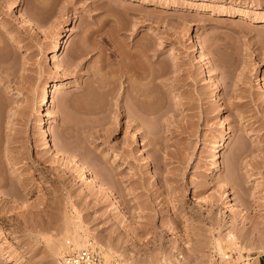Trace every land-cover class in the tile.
Instances as JSON below:
<instances>
[{
	"label": "rangeland",
	"instance_id": "rangeland-1",
	"mask_svg": "<svg viewBox=\"0 0 264 264\" xmlns=\"http://www.w3.org/2000/svg\"><path fill=\"white\" fill-rule=\"evenodd\" d=\"M76 217L109 264L264 252V0H0V264H57Z\"/></svg>",
	"mask_w": 264,
	"mask_h": 264
},
{
	"label": "bare ground",
	"instance_id": "bare-ground-1",
	"mask_svg": "<svg viewBox=\"0 0 264 264\" xmlns=\"http://www.w3.org/2000/svg\"><path fill=\"white\" fill-rule=\"evenodd\" d=\"M19 18L21 19L22 23H24L25 25L27 26H33L35 27L36 25L31 22L28 18H26L24 15L22 14H18ZM37 29H39L37 26L35 27ZM7 34H5V36L9 39H15V35L9 31V32H5ZM65 47V35L64 34H58L57 37H56V41L55 43L53 44V46L51 47L50 51H49V59L50 61L52 62V65H53V68L55 70H60L61 67L60 65L57 63L56 61V57L59 53V51L61 49H63ZM147 66V65H146ZM149 67L147 66V68H145L144 66V70L145 69H148ZM142 70V69H141ZM142 70L141 73H139L140 71L137 72V74H139L140 78H145L148 76L149 73H147L146 71ZM148 71V70H147ZM149 71H151L149 69ZM148 71V72H149ZM147 75V76H146ZM145 76V77H144ZM57 86V80H53L51 81L48 85L45 86L44 90H43V93H42V96H41V105H46L50 98H51V92L52 90ZM126 99L128 100V102H130L131 104L132 103H138L139 102V99L137 98V96L135 94H133L130 90V88L126 89ZM130 100V101H129ZM135 104V105H136ZM136 106H140L139 105H136ZM43 134L48 138L49 137V134L47 132L46 129H43ZM47 141L49 142L48 145L51 147V148H56L55 147V144L54 143H51V137L47 139ZM215 158H219V156L215 155ZM84 170V169H83ZM215 171H219L220 170V166L219 164H217L214 168ZM90 181L96 185V187L103 193L107 194L108 196L112 197V199H115L114 196L112 195L110 189H108L107 187H105L103 184L97 182V180L94 178V176H91L90 177ZM117 207H119L117 205ZM78 216V215H77ZM77 218V217H76ZM74 220V219H73ZM73 220H70L73 222ZM78 222L76 221V223L74 224V222L72 223L73 225H71L70 223L67 224L62 232V234H64L63 236L67 238V236L69 237V240H71L72 242V245L73 247L71 246V248L73 249H80V248H83V247H88V246H93V242L92 240L90 241V234H89V231L82 225V221L80 218H77ZM69 221V220H68ZM84 224V223H83ZM66 235V236H65ZM92 235V234H91ZM66 240V239H65ZM94 241V240H93ZM67 242H70L67 240ZM66 242V243H67ZM70 244V243H69ZM101 244V243H100ZM212 251L214 254H217L220 258H224V256L226 255V250H231L232 253H233V256L234 254H241L242 255V252L243 250L246 248V246L240 242V240L237 238V236L235 234H229L227 237L223 238L222 237H215L212 242ZM264 244V243H263ZM262 244V245H263ZM103 245V244H102ZM102 245H99V248H100V254H101V257H102V260H103V264H109L110 262V257L112 256V248L111 247H106L107 245H105V247H103ZM63 246V245H62ZM264 246V245H263ZM262 246V247H263ZM64 247H68V245L65 244ZM211 248V247H210ZM66 249V248H65ZM64 249V250H65ZM62 250L59 247L56 248V251H55V254L56 255H61L62 253ZM61 253V254H60ZM54 254V255H55ZM209 254V253H208ZM206 255V254H204ZM207 258H209L210 260L213 258V254H209V255H206ZM232 256V255H231ZM238 256V255H237ZM2 257L4 258H7V260L11 259L10 257H8V255L6 254H2ZM56 258V257H55ZM221 258V259H222ZM155 260L152 261L153 259H150L151 260V263L152 264H190L188 261V258L187 257H184L182 254H176L175 253V250L174 249H171L169 252H165L163 255H161V257H157V258H154ZM198 263V260H196L194 262V264H197ZM202 262V261H201ZM57 264H60V259H57ZM150 263V261H149ZM200 263V262H199ZM198 263V264H199ZM210 263V262H209ZM203 264V262H202ZM205 264V263H204Z\"/></svg>",
	"mask_w": 264,
	"mask_h": 264
},
{
	"label": "built area",
	"instance_id": "built-area-1",
	"mask_svg": "<svg viewBox=\"0 0 264 264\" xmlns=\"http://www.w3.org/2000/svg\"><path fill=\"white\" fill-rule=\"evenodd\" d=\"M67 243L69 244V242ZM224 261L225 264H236L234 258L227 253L224 256ZM60 264H103V260L99 252L91 246L73 249L71 245H68L60 257Z\"/></svg>",
	"mask_w": 264,
	"mask_h": 264
},
{
	"label": "crops",
	"instance_id": "crops-1",
	"mask_svg": "<svg viewBox=\"0 0 264 264\" xmlns=\"http://www.w3.org/2000/svg\"><path fill=\"white\" fill-rule=\"evenodd\" d=\"M244 264H264V252L252 256V258Z\"/></svg>",
	"mask_w": 264,
	"mask_h": 264
}]
</instances>
